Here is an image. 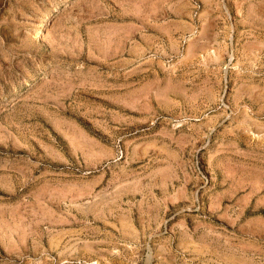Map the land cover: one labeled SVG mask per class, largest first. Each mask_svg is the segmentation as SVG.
<instances>
[{"label": "rangeland", "instance_id": "rangeland-1", "mask_svg": "<svg viewBox=\"0 0 264 264\" xmlns=\"http://www.w3.org/2000/svg\"><path fill=\"white\" fill-rule=\"evenodd\" d=\"M0 264H264V0H0Z\"/></svg>", "mask_w": 264, "mask_h": 264}]
</instances>
